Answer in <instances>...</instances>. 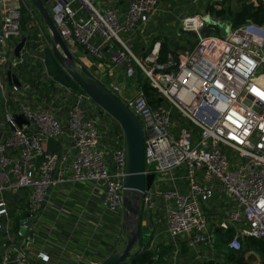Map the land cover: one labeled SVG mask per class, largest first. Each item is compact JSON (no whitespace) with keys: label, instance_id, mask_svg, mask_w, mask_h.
Here are the masks:
<instances>
[{"label":"built area","instance_id":"obj_1","mask_svg":"<svg viewBox=\"0 0 264 264\" xmlns=\"http://www.w3.org/2000/svg\"><path fill=\"white\" fill-rule=\"evenodd\" d=\"M96 1L48 0L51 18L71 54L75 46L90 60L89 64L77 62V69L100 82L142 124L143 174H152L154 179L142 196L141 209L151 215L158 210L163 213L160 221L166 225L172 263H177L181 243L189 251L211 244L216 230H234L226 243L233 253L242 251L245 238L264 240V75L259 74L264 72V25L246 21L232 28L208 13L186 16L179 21L175 39L191 33L195 47L167 54L160 63L159 42L142 58L133 53L137 34L155 16L160 0H129L124 15L108 6L96 8ZM257 1L264 5V0ZM73 4L77 5L74 10ZM21 19L19 8L0 0V68L11 72L2 106L16 107L14 115L7 112L3 117L8 130L0 123V230L10 245L18 246L3 242L0 264H31L28 251L40 236L38 216L52 205L53 188L91 185L90 197L99 200L108 213L120 214V229L124 211L126 147L122 131L114 137L113 148L110 142L101 144L97 130L101 118L92 114L93 105L98 107L84 93L61 87L58 95L45 85V80L51 81L45 72L41 77L31 73L32 82L26 76L21 78L18 68L27 59L35 69L36 63L43 62L38 46L32 48V39L27 46L30 30L23 37L27 44L14 56L22 39ZM37 26L40 28L35 19L29 28ZM214 27L225 31L203 33ZM14 37L20 41L9 48L7 41ZM117 69L124 70L125 81L136 80V71L141 72L161 105L151 107L138 83L134 94L128 95L115 81ZM58 97L74 99L64 106ZM64 109L65 115L61 113ZM17 117L24 124L18 126ZM51 143L57 151L48 150ZM161 184L169 189L152 190ZM19 191L28 194L23 208L19 203L15 207L18 217L23 216L16 227L10 211ZM216 191L225 194L232 207L212 229L203 207ZM155 197L162 201L159 207ZM123 240L122 236L115 250ZM65 247L60 250L65 252ZM38 258L47 261L45 255Z\"/></svg>","mask_w":264,"mask_h":264},{"label":"crops","instance_id":"obj_2","mask_svg":"<svg viewBox=\"0 0 264 264\" xmlns=\"http://www.w3.org/2000/svg\"><path fill=\"white\" fill-rule=\"evenodd\" d=\"M6 3L11 7H18L22 0H5ZM128 1L129 0H97V6L99 8H104L107 6L116 8L119 10L121 14H125L128 8ZM196 1V0H195ZM23 2V1H22ZM253 3V6L256 5V0L251 1ZM232 10H237L241 8L240 4H235V2L231 1L229 4ZM173 11L171 14H167V12H160L157 16H153L151 20L143 26V29L139 34H137L136 40L134 42V50L133 53L136 57L140 58L145 56V52L150 50V43L153 39L157 38L158 36L164 37L166 33H164L165 28H168L170 24L173 25L172 21V15H176ZM203 13H205L203 11ZM216 20H219L222 23H229L228 20H220L218 18H215ZM37 20V19H36ZM172 21V22H171ZM40 24H42V21H40ZM43 25V24H42ZM40 30V28H39ZM23 34H26L23 32ZM46 35H48L47 32H45ZM159 38V37H158ZM38 40V48L37 51L43 59L42 61V68L46 75L50 77V73L47 70V66L51 68L52 70V56L51 54V46L46 42V39L43 35V33L40 30L39 35L37 36ZM46 43V45H44ZM77 48H75L72 53L75 54ZM79 49V48H78ZM80 53L82 54L81 57L78 59L81 63L87 62V64L90 63V60L85 56L81 48L79 49ZM74 56V55H73ZM140 56V57H139ZM51 58V59H50ZM52 64H51V62ZM54 61V60H53ZM28 66H30V60H27ZM56 64V63H55ZM53 64V65H55ZM36 66V64H35ZM57 68L53 72H62L64 71L56 64ZM32 72H36L37 69L32 67ZM1 72H7L6 68H0V84L2 86V91L0 90V106L4 105L6 102V93L9 91V83L5 76H1ZM114 72H116L115 81L119 85H121L125 90L130 89L128 81H132L131 90H133L132 95L135 92V83L133 80L126 79L123 80V69H117ZM137 72V71H136ZM128 80V81H127ZM62 87L70 88V85H66V82H60L57 81ZM133 87V88H132ZM49 151H57V147H55V144L51 143L48 146ZM90 185L89 184H75V185H66L61 186L57 188H53L50 191V200L52 202V205L45 209L41 214L38 216V229L40 231L39 238L36 239L34 245L30 248L28 251V257L31 264H90L91 262L100 263L105 258L108 257L110 253H112V249H109L106 243L107 240V234H109V230L107 229L108 224H103L101 222V217H99L98 209H101L102 206L99 203L97 199L91 198L90 195L87 199L84 191H88V194L90 192ZM75 191L73 195L72 201L68 200V195ZM214 204H218L216 200H211ZM99 204L97 206V204ZM224 207V206H223ZM224 207L223 209H225ZM208 215L215 214V210H212L210 212V209L206 207L205 209ZM226 210H228L226 208ZM221 216L224 215L225 212ZM143 214V213H142ZM81 218V219H80ZM212 218V217H210ZM3 221V219H1ZM141 227L143 229H146L148 233L153 234L152 227L154 225V222L147 216L146 218H142L141 215ZM210 228H216L215 227V221L210 220ZM160 225V224H159ZM156 226L157 230L156 232L158 234L163 235L162 232H164L163 226ZM214 225V226H213ZM3 227V223H2ZM97 227V229H96ZM66 228H71V230L77 228L81 230L80 232L69 234L70 231L66 232ZM55 229V230H54ZM96 230V231H95ZM53 231V232H52ZM85 232V233H84ZM161 232V233H160ZM217 232V230H216ZM54 233V234H53ZM165 233V232H164ZM48 234L49 238L54 240L55 244H58L54 247V245H44L42 244L43 237H46ZM75 236V237H74ZM66 237V238H65ZM7 235H5L4 230H0V254H2V243H6L7 245H10V242L6 239ZM82 240H78V239ZM163 239H160L157 243L153 240V245L157 246L160 244H163L166 246L168 244V239L163 235ZM62 239L69 240L70 243H62ZM104 239V240H102ZM61 246H66V251L63 252L60 250ZM10 247H18L16 244H11ZM12 253V252H11ZM40 255H45L47 257V261L43 262L41 259L38 258ZM177 260L179 264L180 260L182 258L181 255L178 257ZM172 260V256L169 258ZM1 261V257H0Z\"/></svg>","mask_w":264,"mask_h":264},{"label":"water","instance_id":"obj_3","mask_svg":"<svg viewBox=\"0 0 264 264\" xmlns=\"http://www.w3.org/2000/svg\"><path fill=\"white\" fill-rule=\"evenodd\" d=\"M26 8L33 7L31 13L37 19L46 42L50 44L51 51L60 68L72 80L75 87L84 93L102 112L115 121L123 133L126 147V168L122 180L123 215L122 250H114L100 264H124L129 260L135 245L140 238L139 222L142 215L141 202L145 190H149L154 175L145 176L144 173V140L140 120L133 115L112 93L100 82L95 80L83 69L77 70L74 57L57 31L51 18L52 10L48 0H26ZM30 3V4H29ZM253 3L247 5L248 15L246 21L251 19ZM35 11L38 17L35 15ZM42 21V24H40ZM48 31H47V30ZM48 33V35L45 34ZM26 42L25 38L16 45L14 56L18 57ZM8 82L11 81V72L7 71ZM14 85H19L16 78H12ZM18 126L24 124L21 117L16 118Z\"/></svg>","mask_w":264,"mask_h":264},{"label":"rangeland","instance_id":"obj_4","mask_svg":"<svg viewBox=\"0 0 264 264\" xmlns=\"http://www.w3.org/2000/svg\"><path fill=\"white\" fill-rule=\"evenodd\" d=\"M22 1H21L20 5H24V2H28L26 0H22ZM220 1L221 0H196V1L195 0H160L159 4L157 6V11L155 13V16H157L158 14H160V12H167V14L169 15L173 11H175L174 13H176V15H172L171 16L172 17V21H173V25L170 24L168 28H165L164 33H166L165 35L170 39V41H171L172 44L181 46V45H184L185 44L186 37L184 36V38L182 40H176L175 39V36H176V33H177L176 32V29L179 28V21L182 18L186 17V16H192V15H197V14L198 15H202L203 14V11L204 12L206 11L205 9L207 8V6H210V5H213V4H217L215 2H220ZM105 5L107 6V4H105ZM95 7L96 8H99L97 6V1L95 2ZM30 8H32V10H33V7H32L31 4H30ZM71 8L74 10L75 8H77V5L76 4H73ZM216 8H219L218 5H216ZM35 15L38 17V14L36 13V11H35ZM121 22H122V20H121ZM222 24H225V23H222ZM220 28H221V33H224L225 28H222V27H220ZM34 30L35 31L32 32V39L33 40H37V37H36V34H35L37 32V29L35 28ZM23 32H24V28L21 25L20 34L22 35ZM18 41H20V38H17V37L10 38L7 41V44L9 46V48H12L13 46H15V44ZM30 41L31 40L29 39L28 40V44L26 42V44H27L28 47H30V45H29ZM37 43H38V41H36V44ZM172 44H171V47L173 46ZM44 45H46V43H44ZM71 49L74 50L75 49V46L72 47ZM76 50L77 51L74 54V61L77 63L79 57H81L82 54L79 52L80 50L78 48ZM50 55L53 57L52 60H51L53 62V64H55V63L58 64L57 61H56V59L54 58L52 52H51ZM140 58H142V57H140ZM52 62H51V64H52ZM53 64L51 65L52 66V70L55 71L56 68H57V66H56V64L55 65H53ZM47 70L50 73V77L47 75V78L51 79V81L49 82V81L45 80V82H46L45 85L51 86L54 89H56L58 95H61V93H62V88L61 87L63 85L61 86L57 81L66 82V85H70V87H71V89H73V91H78L77 88L75 87V85L73 84L72 80L70 81V79L67 77V75L65 73L61 74L62 72H53L51 70V68H49V66H47ZM18 71L21 72V78H23L25 76L23 69L21 67H19L18 68ZM78 71H80V70H78ZM259 74H263L264 75V72L263 71H259ZM137 76H138V78L140 77L141 80H143V78H144L143 75H142V73H138ZM262 79H264V78H262ZM129 82H131V83H129ZM133 82L135 83L134 87L136 88L137 81L136 80H133ZM127 83H129V88H130V89L127 90V94L128 95H131L132 92H133V90H131L132 81H128ZM73 97H69V98H67L64 101L61 99V97L60 98L58 97V98H56V100L58 101V103H62V105L67 106L69 100L71 98H73ZM58 103L56 102L55 107H57V104ZM164 104H165V102H164ZM99 111L100 110L93 105V107H92V114H93V116L94 117L95 116H99L101 118V123L99 125H97V130H98V132L100 134V143L101 144H104V145H109L108 142H110L111 143V146L113 148L114 147V145H113L114 137L119 133L120 128L118 127V125L115 123V121L113 119H111L108 115H106V116L101 115ZM7 112L10 113L11 115H14L16 113V107L15 106H10V105L8 106L7 109H5L2 105L0 107V123L3 124V127L6 130H8V126L3 121V117H4V115ZM61 113L63 115H65L67 113V111L64 109L63 111H61ZM172 115H173V119L172 120L175 121L176 120V112L175 111H172ZM104 121L106 122V125H103V122ZM90 187H91V185H90ZM156 189H158V190L159 189L167 190V189H169V187L167 185H163V184H161L160 188H156L155 186H153L152 190L155 191ZM27 194H28V191H19L18 192L17 199L13 202V205L14 206H17L18 205V200L20 198L21 199L23 198V201H24L25 200V197L27 196ZM74 194H77V193H75V191H73V192H71L68 195V200L69 201H72V198H73V195ZM84 194H85L86 198H83V199H87L89 197V195H90V192L88 194V191H84ZM211 200H216V202H218L219 205L217 203L214 204L213 201H211ZM211 200H209L204 205V207H203V209H206V207H208L210 209V212L212 210H215V214L209 215V217H212V218H210V220H212V221L218 220V218L221 217V215L226 210V208L228 209L226 211H230L231 210L232 204L226 198V195L225 194L216 191L214 193V195H213V197H212ZM154 201H155L157 207H159L162 204L161 199L158 198V197H155L154 198ZM99 203H100V201H99ZM98 205L99 204H97V206ZM223 206L226 207V208L223 209L224 208ZM98 213H99V217H101V222L103 224H105V223L108 224L107 229L109 230V234H107V237H106L107 238L106 243H107L108 248L109 249H113V248L114 249H117V246H118V244L120 242V239H121V237L123 235V233L121 232V229H120V226H121L120 225V221H121L120 214H117V215L110 214L107 211H105V209L103 207L101 209H98ZM142 213H143L142 214V218H146L148 216L154 222V225L152 227L153 234H154V241H156L158 243L160 239H163L164 240V238H162L163 235L167 238L165 222H162L161 223V221H160L161 218L163 217V213L160 210L156 211L154 215H151L149 212H146V211H143ZM206 213H207V211H206ZM207 214H209V213H207ZM10 218H11V220H13V222L16 221V219H19L17 212H14ZM157 225L164 227V232L165 233L162 232L163 235L158 234L156 232L157 230H155V229H156V226ZM70 229L71 228H66L65 231L68 232V231H70ZM80 231L81 230L75 228V229L71 230L69 234H72V233H76L77 234ZM217 239H218V235L215 234L213 236V239H212L211 244H200V245L196 246L194 249H192V251H190L189 254L192 255V257L194 258V255L196 256L197 253H198V256H200V258L197 259L198 261L210 260V258H212V257H214V258L215 257H219L218 256V253H217V252H219V247H218V241H217ZM41 240H42V244H44L46 246L47 245L48 246L49 245L52 246L55 243H57L54 240H52L51 238H49L48 234H47L46 237H43V239H41ZM78 240H82V239L79 238ZM102 240H104V239H102ZM62 243H70V244H72L68 239L67 240L62 239ZM55 245H58V244H55ZM122 245L123 244H120V246L118 248L119 251L122 250ZM135 249H137V245H135L133 251ZM195 252H197V253H195ZM207 252L208 253H214V255H212V256L211 255H208ZM201 254H203V255H201ZM245 259L248 260V262H249L248 264H261L262 263V258L258 254L254 253V252L247 253L245 255ZM181 261L182 260H180V262Z\"/></svg>","mask_w":264,"mask_h":264},{"label":"trees","instance_id":"obj_5","mask_svg":"<svg viewBox=\"0 0 264 264\" xmlns=\"http://www.w3.org/2000/svg\"><path fill=\"white\" fill-rule=\"evenodd\" d=\"M231 1L232 2L234 1L235 4H240L241 8L235 11L232 10L229 5ZM251 1L252 0H221L220 2H215L217 4L207 6L205 12L210 14L214 18H218L220 20H228L232 28H237L246 23V18L249 12L247 9V5L250 4ZM216 5H218L219 8H216ZM15 8L20 9L22 15L21 25L24 28V33H27L30 30L32 34V32L35 31L34 29L36 28L37 32L35 34L37 37L38 34L40 33L38 26L29 28V26H31L36 19L34 14L31 13L32 8L28 9L26 8L25 5H20ZM250 22L256 25H264V5L257 0H256V5L253 6L251 9ZM30 32L26 34L27 40L32 39V37L29 38ZM203 33L205 35H220L221 29H218L217 27H214V31L210 29H205L203 30ZM26 35L22 34V38L26 37ZM184 36L186 37V42L184 45L178 46L172 44L170 39L165 35L164 37L158 36L159 38L157 37L153 39L149 45L150 46L149 48H151L155 42L160 43L159 62L163 63L166 59L167 54H176L178 51L190 50L193 47H195L194 35L188 33ZM33 41L35 42L32 43V48L34 49L38 46V43L36 44V41L38 40H33ZM171 44L173 45L172 47ZM41 66H42L41 63H36L35 66L37 69L35 73L39 77L43 75L42 74L43 68ZM20 67L23 69L25 76L28 78V81L32 82L34 76L31 75V73L33 72H32V68L28 66V62L25 61L24 64ZM138 73L141 72L137 71V75ZM137 75H136L137 83L143 90L148 104L153 108L159 107L161 105V100L158 98L156 91L149 86L148 81L145 78L141 80L140 77L138 78ZM36 79L35 81L38 82V79L37 80ZM22 201L23 198L19 199L18 203L22 204L21 207L23 208ZM15 207L17 206L11 205L12 212L10 211V213L13 214ZM22 217L23 216H20L18 217L19 219H16L15 221L16 227L23 219ZM140 224L141 223H139L140 238L137 243V249H135L132 252L129 260L124 264H173L172 260L169 259L171 257V253L169 251H172L171 250L172 246L169 244V242L168 244H166V246L163 244L152 246L153 245L152 241L154 239L153 234L148 233L146 229H143L141 227ZM215 234L218 235L217 241H218L219 252L217 253L219 257H215V258L212 257L210 258V260L198 261L197 259L200 258V256H198V253L195 252L197 253V255L196 256L194 255L193 258L192 255L189 254L190 251L186 247V245L184 243H181L179 246V255L182 256L181 258L182 261L179 264H248L249 263L247 260L248 258L245 259V255L249 252H254L258 254L262 258L261 264H264V240L245 238L243 241L242 251L233 253L227 249L226 243L229 239L233 237L234 230L231 228L228 229L227 231L217 230ZM207 254L211 256L214 255V253H208V252Z\"/></svg>","mask_w":264,"mask_h":264},{"label":"bare ground","instance_id":"obj_6","mask_svg":"<svg viewBox=\"0 0 264 264\" xmlns=\"http://www.w3.org/2000/svg\"><path fill=\"white\" fill-rule=\"evenodd\" d=\"M262 81H264V79L261 78Z\"/></svg>","mask_w":264,"mask_h":264},{"label":"snow or ice","instance_id":"obj_7","mask_svg":"<svg viewBox=\"0 0 264 264\" xmlns=\"http://www.w3.org/2000/svg\"><path fill=\"white\" fill-rule=\"evenodd\" d=\"M259 94V93H258Z\"/></svg>","mask_w":264,"mask_h":264}]
</instances>
